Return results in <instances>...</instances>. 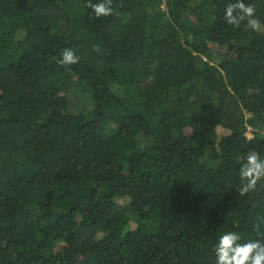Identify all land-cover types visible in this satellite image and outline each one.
Wrapping results in <instances>:
<instances>
[{"label":"trees","instance_id":"16d2710c","mask_svg":"<svg viewBox=\"0 0 264 264\" xmlns=\"http://www.w3.org/2000/svg\"><path fill=\"white\" fill-rule=\"evenodd\" d=\"M228 2L0 0V264H215L218 234L258 238L264 180L237 189L264 158V31Z\"/></svg>","mask_w":264,"mask_h":264},{"label":"clouds","instance_id":"9594fccd","mask_svg":"<svg viewBox=\"0 0 264 264\" xmlns=\"http://www.w3.org/2000/svg\"><path fill=\"white\" fill-rule=\"evenodd\" d=\"M89 8L96 19L114 14L113 0H99L93 3L87 0ZM256 5L245 3V0H230L224 7L223 19L234 29L243 27L244 31L262 32L264 22L256 15ZM93 51H101L99 44L92 45ZM80 56L72 48H63L56 63L60 66H71L79 63ZM238 175L240 187L237 192L241 197L256 190L257 184L264 180V158L255 149H250L244 162L240 165ZM264 219L253 225L252 231L258 238L244 239L237 231H224L216 237L211 250L215 256V264H264V233L261 232Z\"/></svg>","mask_w":264,"mask_h":264},{"label":"rangeland","instance_id":"374dc122","mask_svg":"<svg viewBox=\"0 0 264 264\" xmlns=\"http://www.w3.org/2000/svg\"><path fill=\"white\" fill-rule=\"evenodd\" d=\"M206 33H208V30L206 31ZM209 34H210V31H209ZM87 103H88V102H87ZM71 106H72L73 108H75V104L71 103ZM246 133H247V135H251V132H250V131H247ZM125 197H126V196H123V197L120 196V197H119V200H120V201H123V200L125 199Z\"/></svg>","mask_w":264,"mask_h":264}]
</instances>
